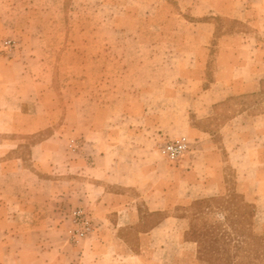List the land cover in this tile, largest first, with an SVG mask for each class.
Masks as SVG:
<instances>
[{"label": "crops", "instance_id": "crops-1", "mask_svg": "<svg viewBox=\"0 0 264 264\" xmlns=\"http://www.w3.org/2000/svg\"><path fill=\"white\" fill-rule=\"evenodd\" d=\"M32 1L0 0V44L9 31H14L16 35L22 32L18 31L22 26L18 17L10 18L7 14L34 12L32 7L35 2ZM61 1L64 3V0ZM163 2L155 5L153 11L171 12L168 1ZM181 2L179 11L194 17L191 24L195 25L197 32L193 35L183 39L162 37L165 28L160 26L159 38L151 40L144 35L145 24H134V28L138 29L137 38L129 41L138 47L147 42L157 46V51L153 53L154 61L161 63L160 46L165 44H181L187 52L180 61L183 63L173 64L165 72L161 64H157L147 75L159 78V83L162 76L191 78L185 88L171 79L169 90L175 102L179 94L191 93L186 108L195 111L197 118L209 115L216 104L230 95L262 91L264 0H191L187 6ZM211 13L237 21L239 29L214 37L217 22L206 18ZM213 44L215 51L211 49ZM31 45L28 44L29 51L26 48L24 52H16L13 58L2 53L0 48V135H3L0 139V264H112L103 261L92 263L87 257L92 254L100 259L103 256L107 258L114 248L117 252H131L139 258L143 257L147 243L146 246L141 243L139 252L134 249L137 246L131 245L120 232L123 227L141 221L142 199L151 212L165 211L174 205H187L200 197L220 192L224 186L223 162L236 168L239 179L248 171L244 166H264V112L233 115L221 123L217 134L195 127L187 119L184 132L194 136L196 150L192 152L194 156L202 153L204 164L199 166L195 160L192 164L186 161V167L180 165L174 170V177L171 176L174 180L169 178L168 184L163 182L161 169L156 165V152L149 150L155 137H147L146 147L140 148L142 152H123L122 147L130 149L126 140L118 139L121 132H126V129L120 130L117 126L122 124L123 119L115 120L108 115L99 117L98 112L89 122L81 121L78 111L73 112L72 119L68 116L80 139L78 150L53 152L54 143L62 140L60 134L58 137L53 135L31 147L29 163L21 152H16L21 137L48 127L60 118L47 100L50 86L48 70L44 66L39 72L31 68L34 62L44 61L46 57L34 53ZM248 50L253 52L249 54ZM130 57L139 63L134 68L127 63L121 75H145L144 67L140 66V60L144 58L138 53ZM102 58L103 55L100 58L92 55L86 61H101ZM114 59L109 52H105L106 62ZM106 66L101 75L114 76V72L110 71L113 68ZM95 74L91 69L89 75ZM192 80L195 82L192 83ZM190 84L197 86L191 89ZM127 102L125 108H129ZM130 130L136 135L148 132L130 127L127 132ZM225 152L226 161L217 163L212 160ZM242 187L246 195L250 194V186ZM165 188L167 191L163 194ZM249 200L257 201L255 198ZM77 205L85 206L100 228L81 247L68 244L65 231L66 211ZM174 221L182 224V228L175 232L179 242L193 249L191 256L195 258L185 264H205L196 258L197 243L185 241L189 224L185 216L165 214L157 224L140 233L141 240L149 239L152 244L153 239L174 236L173 229L169 228Z\"/></svg>", "mask_w": 264, "mask_h": 264}, {"label": "rangeland", "instance_id": "rangeland-1", "mask_svg": "<svg viewBox=\"0 0 264 264\" xmlns=\"http://www.w3.org/2000/svg\"><path fill=\"white\" fill-rule=\"evenodd\" d=\"M163 1L64 0L63 3L61 0H33L34 12L19 11L16 14H7L10 18L18 17L22 25V30L19 28L18 31L22 32L16 35L14 31H9L1 41V52L13 58L16 52H24L26 48L28 50V44H32L34 53L39 56L45 55L44 61L34 62L31 68L39 72L44 66L48 70L50 86L47 100L53 107L52 111L58 113L57 116L60 117L48 127L23 135L16 152H21L30 163L28 153L31 152V147L53 135L58 137L59 134L62 140L54 143L53 152H75L81 144L71 121L73 112H80L79 118L83 122L94 119L98 112L99 117L108 115L115 120L123 119L122 124L117 126L120 130L126 129V132H121L118 139L126 140L130 144L129 150L126 147L121 148L123 152H142L140 148L146 147L147 137L150 136L149 139L151 136L155 137V142L149 146V150L156 152V165L161 169L163 182L168 184L169 178L174 180L172 174L180 165L186 167L187 162L192 164V160L197 161L199 166L204 164L202 153L194 156L192 152L193 149L196 150L194 136L184 132L187 119L193 126L217 134L221 123L233 115L242 112H264V83L262 91L230 95L225 101L216 104L209 115L197 118L195 111L186 108L192 94H179L175 102L171 99L173 94L171 95L169 90L171 79L178 81L179 87L185 88L191 78L162 76L159 83V78L147 75L150 69L155 65L157 67V64H161L162 71L165 72L171 65L173 67V64L183 63L180 61L187 52L181 44H165L160 46L161 63L154 61L153 53L157 51V46L147 42L138 47L129 41L137 38L138 29L134 28L136 26L134 24L138 22L145 24L144 35L151 40L159 38L160 26L165 28L162 37L167 38L183 39L197 32L195 25L191 24L194 17L190 13L179 11L180 1L183 6H187L191 0H167L168 10L171 8V12L165 10L154 12L153 7L164 4ZM206 18L217 22L214 37L238 30L240 27L237 21L217 14L211 13ZM246 37H249V34H246ZM9 39L15 43L12 49L5 45V41ZM90 39L93 42L90 43ZM211 49L215 51V44L211 45ZM105 52H109L115 59L106 62ZM133 52L134 55H131ZM252 52L253 50H248L249 54ZM135 53L144 58L140 60V66L144 67L145 75L137 77L121 75L127 63H130L131 68L137 67L138 60H131L130 57H135ZM171 53L174 54L172 59ZM92 55H98L99 58L103 55V58L101 61H86V58ZM184 63L189 64L185 61ZM191 63L194 64L192 61ZM106 65L110 69L113 68L110 71L114 72V76L101 75L105 72ZM91 69L96 72L95 76L89 75ZM193 82L195 80H192ZM130 85L132 88H129ZM196 86L190 84L191 89H195ZM126 100L129 108H125ZM68 116H71V119ZM129 127L134 130L146 129L148 132L146 135H136L131 133V130L127 132ZM181 136L187 137L189 147L180 158L170 161L161 154V145L167 140ZM2 137L3 135H0V139ZM212 160L217 163L226 161L227 153L221 154V157L215 156ZM222 167L224 186L216 195L200 197L187 205H174L170 209L157 212H151L146 201L142 199L141 221L123 227L120 232L131 245L137 246L134 249L139 252L142 249L141 243L144 242L145 246L147 243L148 247H144L145 251L142 252L143 257L139 258L131 252H117L114 248L107 258L103 256L100 259L89 254L87 260L92 263L103 261L112 264L190 262L195 258L194 255L191 256L193 249L191 250L189 245H183V242L181 244L175 236L177 229L182 228L178 221L169 225L174 236L153 239L152 244L149 239L141 240V232L147 231L165 214L170 213L189 219L184 235L185 241H192L190 239L193 237L200 239V246L197 245L200 254L197 250L196 258L205 264H264V166H244L248 171L241 174L240 179L233 165L230 163L225 165L223 162ZM246 185L250 186V194L247 195L242 187H247ZM165 191L166 188L163 194ZM250 198L257 201H250ZM77 209H82L86 213L91 226L90 231L79 238L75 230L80 228L82 223L75 221L74 211ZM65 219L66 241L75 247L83 246L100 230L93 214L82 205L71 206L66 211Z\"/></svg>", "mask_w": 264, "mask_h": 264}, {"label": "built area", "instance_id": "built-area-1", "mask_svg": "<svg viewBox=\"0 0 264 264\" xmlns=\"http://www.w3.org/2000/svg\"><path fill=\"white\" fill-rule=\"evenodd\" d=\"M5 45L8 49H12L15 46V43L9 39L5 41ZM189 142L186 136H181L171 140L165 141L161 145V154L164 155L170 161H175L180 158L188 149ZM75 221H80L82 226L75 230L76 236L83 237L88 231H90V220L88 219L86 213L82 209H77L74 211Z\"/></svg>", "mask_w": 264, "mask_h": 264}, {"label": "trees", "instance_id": "trees-1", "mask_svg": "<svg viewBox=\"0 0 264 264\" xmlns=\"http://www.w3.org/2000/svg\"><path fill=\"white\" fill-rule=\"evenodd\" d=\"M194 238V237H193ZM190 239V240H192V241H195L196 243H197V245H199L200 246V239H196V238H194V239ZM201 248V247H200ZM198 253L200 254V250L198 249Z\"/></svg>", "mask_w": 264, "mask_h": 264}]
</instances>
